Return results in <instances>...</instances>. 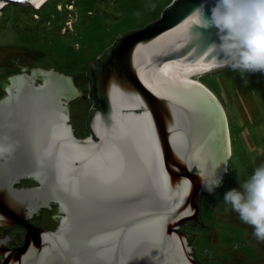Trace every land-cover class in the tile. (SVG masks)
I'll use <instances>...</instances> for the list:
<instances>
[{
  "label": "water",
  "instance_id": "95a60500",
  "mask_svg": "<svg viewBox=\"0 0 264 264\" xmlns=\"http://www.w3.org/2000/svg\"><path fill=\"white\" fill-rule=\"evenodd\" d=\"M215 3L173 0L117 37L91 65L99 106L86 137L68 121L81 93L71 76L22 66L0 80V145L10 148L0 156V227L27 228L20 247L0 239V264H201L180 227L201 222L202 177L222 180L230 144L223 106L197 79L224 58L212 48L217 29L191 14L204 4L210 17ZM25 177L37 184L16 186ZM53 202L55 229L28 222Z\"/></svg>",
  "mask_w": 264,
  "mask_h": 264
},
{
  "label": "rangeland",
  "instance_id": "374dc122",
  "mask_svg": "<svg viewBox=\"0 0 264 264\" xmlns=\"http://www.w3.org/2000/svg\"><path fill=\"white\" fill-rule=\"evenodd\" d=\"M172 1L48 0L40 8L5 1L0 9V80L21 73L22 66L71 76L81 93L68 101V121L77 136L86 137L90 134L87 120L96 103L90 95L89 66L119 35L159 19ZM202 79L222 102L232 154L220 186L202 195V223H184L180 228L192 236L201 264H264V242L223 201L227 191L239 190L238 181L264 164V73H246L242 78L227 67ZM5 94L0 85V98ZM56 212L45 209L34 220L52 229L58 224Z\"/></svg>",
  "mask_w": 264,
  "mask_h": 264
},
{
  "label": "clouds",
  "instance_id": "9594fccd",
  "mask_svg": "<svg viewBox=\"0 0 264 264\" xmlns=\"http://www.w3.org/2000/svg\"><path fill=\"white\" fill-rule=\"evenodd\" d=\"M203 10L204 4L196 7L191 18L198 26L217 29L220 42L212 48L224 58L216 57L214 66L229 67L242 78L246 73H264V0H216L207 18ZM8 151L9 147L0 145V156ZM202 179L209 192L221 184L215 173ZM238 183L239 190L227 191L223 201L238 214L242 223L253 229L254 237L264 242V164L255 167Z\"/></svg>",
  "mask_w": 264,
  "mask_h": 264
},
{
  "label": "flooded vegetation",
  "instance_id": "af4514ba",
  "mask_svg": "<svg viewBox=\"0 0 264 264\" xmlns=\"http://www.w3.org/2000/svg\"><path fill=\"white\" fill-rule=\"evenodd\" d=\"M228 129H229V134H230V127H229V122H228ZM37 184L35 181H33L31 178H22L20 179V181L18 183H16V186H31V185H35ZM54 203V202H53ZM52 206L50 208L45 207V206H41L40 208H38L32 215H30L27 220L29 223L35 224L36 226H40V227H45V228H49L46 225H42L40 224L38 221L34 220L35 216H39L43 213V211L45 209H53L54 206ZM55 204V203H54ZM55 209L59 210V208L57 207V205L55 204ZM60 214V210L58 211ZM27 232V228L24 225H13L10 226L8 228H3L0 227V239H4L5 241V245L8 248H17L20 247L23 243H24V236ZM1 254H0V259H1Z\"/></svg>",
  "mask_w": 264,
  "mask_h": 264
},
{
  "label": "trees",
  "instance_id": "16d2710c",
  "mask_svg": "<svg viewBox=\"0 0 264 264\" xmlns=\"http://www.w3.org/2000/svg\"><path fill=\"white\" fill-rule=\"evenodd\" d=\"M164 12V11H163ZM163 14V13H162ZM161 17H162V15H161ZM147 26V25H146ZM128 33V32H127ZM124 34H126V33H124ZM123 34V35H124ZM123 35H121L120 37H122ZM120 37L111 45V46H109V48H108V50L107 51H105L104 52V54L102 55V56H100L98 59H97V63H94V64H100V63H103V62H105L108 58H109V56H110V52H111V49L112 48H114V47H116L118 44H119V40H120ZM92 65V64H91ZM91 65L89 66V77H90V86H91V93H90V95H91V97L94 99V96H93V92H92V84H93V81H92V78H91V74H90V72H91ZM95 100V99H94ZM95 106H99V102L98 101H96L95 100ZM93 110V109H92ZM92 110H91V112H92ZM91 112H90V115H91ZM90 115H89V118H90ZM89 118H88V120H87V126H88V122H89ZM88 129H89V131H90V133H91V130H90V128H89V126H88ZM53 206H54V208H56L55 207V204L53 203ZM201 220H202V217H201ZM200 223H202V221L200 222ZM200 223H198V222H194V223H191V224H194V225H200ZM48 227V226H47ZM57 227V225H55L52 229H55ZM190 240H192V236L190 237ZM195 254V253H194ZM201 263V262H200Z\"/></svg>",
  "mask_w": 264,
  "mask_h": 264
},
{
  "label": "bare ground",
  "instance_id": "6f19581e",
  "mask_svg": "<svg viewBox=\"0 0 264 264\" xmlns=\"http://www.w3.org/2000/svg\"><path fill=\"white\" fill-rule=\"evenodd\" d=\"M48 0H44L38 7H36L35 5H32V6H34L35 8H40V7H42L46 2H47ZM5 3H1V5L3 6ZM1 5H0V9L2 8L1 7ZM5 6V5H4ZM72 7V6H71ZM225 68H227V67H225ZM225 68H217V67H211V68H208V69H206V70H204V71H202L198 76H197V79L199 80V81H201L202 83H204L205 85H207L208 87H210V85H208L203 79H202V76H204L205 74H207V73H209V72H213V71H217V70H219V69H225ZM210 89L212 90V92L215 94V91H214V89L212 88V87H210ZM215 96L218 98V96H217V94H215ZM218 100H219V98H218ZM224 112H225V110H224ZM225 116H226V114H225ZM68 117H69V115H68ZM226 120H227V118H226ZM227 128H228V122H227ZM228 134H229V129H228ZM229 144H230V140H229ZM229 154H230V148H229Z\"/></svg>",
  "mask_w": 264,
  "mask_h": 264
},
{
  "label": "crops",
  "instance_id": "0c3cea01",
  "mask_svg": "<svg viewBox=\"0 0 264 264\" xmlns=\"http://www.w3.org/2000/svg\"><path fill=\"white\" fill-rule=\"evenodd\" d=\"M219 102L221 103V105H222V102L219 100ZM223 106V105H222ZM224 108V107H223ZM230 134H231V132H230ZM232 140V139H231ZM231 154H232V149H230V154H229V157L231 156Z\"/></svg>",
  "mask_w": 264,
  "mask_h": 264
}]
</instances>
